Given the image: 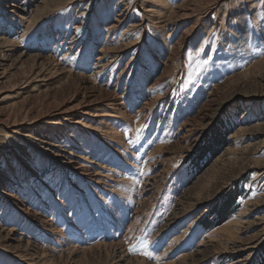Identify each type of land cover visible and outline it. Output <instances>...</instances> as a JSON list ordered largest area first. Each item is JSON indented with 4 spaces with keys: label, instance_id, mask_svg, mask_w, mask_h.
Wrapping results in <instances>:
<instances>
[{
    "label": "rangeland",
    "instance_id": "rangeland-1",
    "mask_svg": "<svg viewBox=\"0 0 264 264\" xmlns=\"http://www.w3.org/2000/svg\"><path fill=\"white\" fill-rule=\"evenodd\" d=\"M0 264H264V0H0Z\"/></svg>",
    "mask_w": 264,
    "mask_h": 264
},
{
    "label": "snow or ice",
    "instance_id": "snow-or-ice-1",
    "mask_svg": "<svg viewBox=\"0 0 264 264\" xmlns=\"http://www.w3.org/2000/svg\"><path fill=\"white\" fill-rule=\"evenodd\" d=\"M142 243H143V242H142ZM142 254L148 256L149 258H152V257H151V253H149V252H147V251H144Z\"/></svg>",
    "mask_w": 264,
    "mask_h": 264
}]
</instances>
